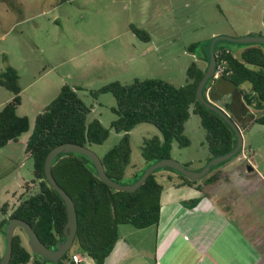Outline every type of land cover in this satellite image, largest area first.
I'll return each mask as SVG.
<instances>
[{"label":"rangeland","instance_id":"374dc122","mask_svg":"<svg viewBox=\"0 0 264 264\" xmlns=\"http://www.w3.org/2000/svg\"><path fill=\"white\" fill-rule=\"evenodd\" d=\"M131 26L145 30L150 39L145 41L138 38ZM246 30L253 35L264 36V0H0V71L9 62L18 68L19 84L23 87L18 114H25L30 122L28 131L22 137L30 135L36 115L57 95L61 88L59 86L68 84L90 107L86 122L98 119L109 129V135L102 144L91 146L101 157L116 144L122 133L110 128L111 121L116 118L112 110L116 104L115 97L110 92L99 93L95 97L93 91L109 82L128 84L137 78H161L175 86H182L186 83V69L192 62L201 70L206 69L208 63L204 51L209 40L215 36L241 37L246 35ZM218 46L228 47L232 52L239 47L225 40H218ZM261 47L264 49V45ZM57 79L58 84L53 86ZM9 95L8 90L0 87V102ZM226 103L222 102L227 109H232ZM263 113L264 110L249 109L246 118L235 117L240 129L244 130L243 140L249 143L248 156L261 176H264V125L249 120ZM244 121H249L245 129L242 127ZM128 133L131 162L126 174L136 176L146 166L141 156L143 141L160 136V132L154 125L142 122ZM184 134L190 144L179 146L174 140L170 156L190 170L200 168L207 162L209 151L198 114L190 112ZM6 152L8 146L0 151V167ZM244 154H247L246 151ZM14 161V171L0 177V190L6 178L11 177L20 165L22 177L29 184V192L36 190L37 185L31 184L32 158L16 151ZM242 162L240 168L248 170L247 159ZM164 170L173 175V180L179 177L173 169ZM159 180L163 184L160 201L165 205L161 215L164 225L168 203L171 202L168 200L182 194V191L175 189L173 180L166 176L162 179L159 177ZM125 181L128 184L131 179ZM22 190L25 191V188ZM7 199L10 203L13 201L10 195ZM207 218L211 225L204 233L211 242L218 222L212 216ZM167 225L160 234L161 240L164 238L162 235L166 234ZM150 229L153 230L120 224L118 234L135 250L141 249L152 256V248L148 246L155 241L154 233L149 239L145 236L154 231V227ZM16 232L30 249L25 233L19 228ZM175 235L165 238V243L170 245L162 260H168L170 253L182 246L183 239L178 236L172 245ZM3 237L0 234V253H3L5 246ZM217 238L216 243L213 241L214 247H218L226 237L221 235ZM147 241H150L148 245L145 244ZM34 257L38 255L32 253V259ZM89 263L90 260L86 258L84 264ZM25 264L33 263L30 260Z\"/></svg>","mask_w":264,"mask_h":264},{"label":"trees","instance_id":"16d2710c","mask_svg":"<svg viewBox=\"0 0 264 264\" xmlns=\"http://www.w3.org/2000/svg\"><path fill=\"white\" fill-rule=\"evenodd\" d=\"M131 29L138 38L145 41L150 39L145 30L135 26H131ZM209 44L210 40L204 51L207 63ZM236 44L243 47L239 55H235L228 47H219L218 41L214 45V53L217 63L224 61L226 64L221 77L230 79L235 85L236 93L232 92L230 100L226 103L232 106V109L230 107L228 110L225 107V110L240 129L235 117L246 118L249 109L264 110V52L261 45ZM204 71L192 62L186 69V83L182 86H175L161 78H137L128 84L119 81L109 82L92 92L95 97L99 93L110 92L116 101L112 108L116 118L111 121L110 128L122 133V136L100 157L105 173L110 179L126 184L125 180L129 178L132 183L150 164L171 157L170 151L174 140L179 146L189 145L190 140L184 134V129L191 111L199 115L200 123L205 130V142L209 151L207 162L235 147L237 139L231 127L196 98V87ZM245 83L249 84V88L242 87ZM208 85L209 82L203 88L204 95ZM0 86L12 94V98L0 108L1 148L27 132L30 122L27 116L18 115L16 112L21 101V87L19 74L11 65H6L0 71ZM89 111L90 107L78 96L77 90L63 84L57 95L36 115L33 130L25 143V152L33 160L31 184H36L37 189L29 192L27 183L18 203L11 209L7 202L2 203L0 234L4 236L7 219L16 217L29 223L46 247L53 249L58 242L64 241L66 208L62 198L45 178L44 160L47 153L61 143L73 142L91 149L93 144H102L105 141L109 129L98 119L86 122ZM249 121L264 125V113L254 115ZM249 121L242 123L246 125ZM142 122L154 125L160 136L155 135L143 141L141 156L146 166L136 176H127L126 170L131 162L128 132ZM228 160L212 166L209 173L201 179L207 182L215 181L218 175L211 173ZM165 168L169 167L153 171L135 191H116L97 177L87 157L77 153L59 154L52 161L51 172L57 184L71 197L75 206L77 229L73 243L56 262L45 260L40 255L32 259L31 250L26 247L21 235L15 230L9 264H25L30 260L33 264H71L77 251L87 254L94 264H104L118 240V225L130 224L136 228H146L158 223L160 196L163 191L159 177L161 179L164 177L161 174ZM176 173L183 183L193 184L198 181H192L179 172ZM18 228L23 231L22 228ZM3 241L5 244L4 237ZM1 255L2 253L0 258Z\"/></svg>","mask_w":264,"mask_h":264},{"label":"crops","instance_id":"0c3cea01","mask_svg":"<svg viewBox=\"0 0 264 264\" xmlns=\"http://www.w3.org/2000/svg\"><path fill=\"white\" fill-rule=\"evenodd\" d=\"M244 33L251 34L250 30H246ZM242 49L243 47L239 46L233 52L235 55H239ZM262 50L264 52L263 48ZM11 63L6 65H11L18 72V68ZM58 82L59 79L55 84L53 83V86H56ZM20 87L21 101L16 108L17 114L18 108L22 104L23 87L21 85ZM242 87L249 88V84L245 83ZM11 98L12 94L10 93L0 102V107ZM228 100H230V95L220 98L216 103L225 109L222 102L226 103ZM219 101L222 102L219 103ZM24 116L26 115L24 114ZM242 127L245 129L247 125L242 123ZM243 131L241 130L242 136ZM28 137L29 135L22 137L21 134L16 141H9L0 148L1 151L2 148L8 146V152L4 155V161L0 167V177L14 171L16 151L27 154L25 143ZM248 146L249 143H245L243 140L240 153L211 173L218 175L213 182L199 179L193 184L183 183L179 177L173 180L171 178L173 175L164 170L161 175L173 180V186L176 187L175 189L181 190L182 194L168 200L171 202L168 203L167 221L164 225H162L163 222L161 223V215L165 205L160 201L158 223L145 228L153 230L150 228L154 227V231L151 233L147 231L149 233L145 235L149 239V236L154 233L155 241L151 243V246H148L152 248V256L146 255L141 249L135 250L125 238L118 234V240L111 253L106 257L104 264H264V176L260 175L255 163L249 158L250 147ZM245 151L247 156L244 154ZM244 159H247L248 170L240 168ZM204 165L205 163L201 167ZM20 167L21 165L11 177L6 178V182L1 186L0 201L2 202H0V206L7 202L9 208L13 207L18 203L24 191L22 189H26L28 182L22 177ZM197 169L199 168L193 170ZM10 178H12V182H10ZM9 195L13 199L11 203L7 199ZM209 216L218 222V229L211 242L207 240L204 233L206 228L211 225L207 221ZM184 217L187 218L184 219ZM165 225H167L166 234L162 235L164 238L161 240L160 234L164 232ZM170 235H175L173 236L174 242H171L172 245L175 244V237L178 236L183 239L182 246L176 252L170 253L168 260H162V255L170 245L165 243V238ZM221 235L226 237L223 238L224 242L220 243L218 247H214L213 241L216 243L215 238ZM170 237L172 238V236ZM148 242L150 241L145 244ZM76 254L81 257L79 264H84L86 258L90 260L89 264H94L87 254L81 251H77ZM71 264L74 262L71 261Z\"/></svg>","mask_w":264,"mask_h":264},{"label":"water","instance_id":"95a60500","mask_svg":"<svg viewBox=\"0 0 264 264\" xmlns=\"http://www.w3.org/2000/svg\"><path fill=\"white\" fill-rule=\"evenodd\" d=\"M218 40H226L229 42L239 43V44H257V45H264V36L260 35H253L248 34L241 37H229V36H215L211 39L209 44V60L207 67L203 73V76L199 80V83L196 87V98L197 100L207 107L208 109L217 113L222 119L231 127L233 130L237 142L235 147L230 150L229 152L211 158L200 170H190L186 168L184 165L180 164L176 160L169 158L160 159L152 164H150L140 175V177L128 184H121L112 179H110L107 174L105 173L102 161L100 157L89 147L73 143V142H65L59 145L54 146L46 155L44 160V175L50 186L59 194L65 204L66 208V215L67 221L63 229L64 241L58 242L56 246L52 248L46 247L43 242L39 239L33 228L30 226L29 223L26 221L11 217L7 219V222L4 226V239H5V246L4 251L0 258V264H9L11 252H12V240L13 235L16 228L20 227L25 232L28 245L32 253L40 255L43 259L49 260L52 262L58 261L71 247L73 243L74 236L76 234L77 229V215L73 200L71 197L63 190L55 181L52 172H51V164L53 159L58 156L59 154L63 153H77L87 157L95 171L97 177L108 185L110 188L116 191H135L139 188L147 177L156 169L169 167L179 172L180 174L184 175L188 179L192 181L199 180L206 176L212 166H216L234 155H236L242 148L243 144V136L242 132L239 127L235 124L234 121L229 117V114L226 110L215 101L219 100L220 98L229 95L235 89V85L233 81L230 79H226L224 77H219L216 79L214 84L211 86L208 95L203 94L204 86L211 80L212 76L215 73L216 68V55L214 53V45ZM216 94V95H214Z\"/></svg>","mask_w":264,"mask_h":264},{"label":"built area","instance_id":"2783aa9c","mask_svg":"<svg viewBox=\"0 0 264 264\" xmlns=\"http://www.w3.org/2000/svg\"><path fill=\"white\" fill-rule=\"evenodd\" d=\"M225 69H226V64L224 61H221L220 63H216L215 73L212 76L211 80L209 81V85L206 89V95L208 94L211 86L214 84L216 79L221 77L222 73L225 72ZM72 261L74 262V264H79L81 262V257L76 254L73 256Z\"/></svg>","mask_w":264,"mask_h":264},{"label":"flooded vegetation","instance_id":"af4514ba","mask_svg":"<svg viewBox=\"0 0 264 264\" xmlns=\"http://www.w3.org/2000/svg\"><path fill=\"white\" fill-rule=\"evenodd\" d=\"M232 94V93H231ZM231 94H229V95H231Z\"/></svg>","mask_w":264,"mask_h":264}]
</instances>
